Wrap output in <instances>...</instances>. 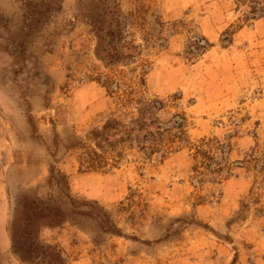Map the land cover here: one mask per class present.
Returning <instances> with one entry per match:
<instances>
[{
    "label": "rangeland",
    "instance_id": "obj_1",
    "mask_svg": "<svg viewBox=\"0 0 264 264\" xmlns=\"http://www.w3.org/2000/svg\"><path fill=\"white\" fill-rule=\"evenodd\" d=\"M262 17L264 0H0V264H264ZM155 100L186 118L178 150L95 138ZM201 140L220 172H196ZM24 197L60 211L30 254Z\"/></svg>",
    "mask_w": 264,
    "mask_h": 264
},
{
    "label": "trees",
    "instance_id": "obj_2",
    "mask_svg": "<svg viewBox=\"0 0 264 264\" xmlns=\"http://www.w3.org/2000/svg\"><path fill=\"white\" fill-rule=\"evenodd\" d=\"M113 24V28L116 30H120L123 25L119 20H115ZM95 29L100 32L103 30L102 27H96ZM209 46L210 43L204 38L196 39V41L192 40L188 46V52L193 54L198 49L204 51ZM137 48V45L131 43H124L121 47L123 51L132 49L133 52H136ZM105 56L109 62L119 57L117 53H113L109 49L106 51ZM160 103V101L155 100L149 105L138 108L136 117L128 123H121L113 118L107 119L102 128L94 133L95 138L105 143H110L111 137L114 136H119L121 141L131 139L137 143L147 158H151L156 154L159 157H164L171 151L178 150L180 145L177 144L185 143L188 140L184 129L186 118L182 115H177L173 117L174 119L166 122L159 121L153 114ZM171 130H174V132ZM212 144V140H201L200 144L193 147L192 158L196 162L195 170L199 174H202L201 171L204 169L213 173L222 170L218 157L211 152ZM219 150L221 151V148ZM92 154L95 155L96 152L93 151ZM20 204V208L23 209L21 213L24 214L20 237L25 239L24 245L26 247L24 251L30 254L35 248H42V245L37 240L39 223L49 218L53 221L56 216L60 215V211L58 207H53L39 199L24 197ZM14 221L16 223L19 222V218L16 217ZM38 257L43 258V255L37 253L34 258Z\"/></svg>",
    "mask_w": 264,
    "mask_h": 264
},
{
    "label": "crops",
    "instance_id": "obj_3",
    "mask_svg": "<svg viewBox=\"0 0 264 264\" xmlns=\"http://www.w3.org/2000/svg\"><path fill=\"white\" fill-rule=\"evenodd\" d=\"M256 24L264 25V17L259 18L258 20H256ZM259 37H260V39H262L264 37V33H259ZM263 42H264V39H263ZM83 99L86 100L87 108L90 111H93L92 110L93 108H95V110H96L97 106H99V105L101 106L100 103L103 102V100H101V98H99V97H83ZM6 217L7 216H4V222H5V218ZM0 224H2V223L0 222ZM9 244H10V237H9ZM6 246H7L6 241H3V240L0 239V254L1 253H3V254L7 253Z\"/></svg>",
    "mask_w": 264,
    "mask_h": 264
}]
</instances>
